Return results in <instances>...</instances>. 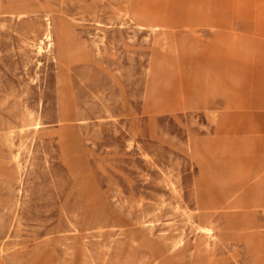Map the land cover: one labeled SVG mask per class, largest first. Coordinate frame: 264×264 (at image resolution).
Returning a JSON list of instances; mask_svg holds the SVG:
<instances>
[{"label":"rangeland","instance_id":"1","mask_svg":"<svg viewBox=\"0 0 264 264\" xmlns=\"http://www.w3.org/2000/svg\"><path fill=\"white\" fill-rule=\"evenodd\" d=\"M198 37L264 57V0H0V264H264V59L190 55V107ZM66 89L86 150L57 145Z\"/></svg>","mask_w":264,"mask_h":264},{"label":"crops","instance_id":"2","mask_svg":"<svg viewBox=\"0 0 264 264\" xmlns=\"http://www.w3.org/2000/svg\"><path fill=\"white\" fill-rule=\"evenodd\" d=\"M144 24V23H141ZM146 25L150 26L152 28V26L150 25V23H146ZM163 25L161 24V27ZM67 31V37L69 35V31L66 29ZM192 41H197L199 43V45L190 47L188 49H184V45L187 43H190ZM211 45H227V46H231L233 47L231 44L218 39L216 40V42H212L209 40H205V39H200V37L198 38H183L180 39L176 42H174V47L175 50L179 53L180 58H179V73L181 76V81H182V87H183V99L185 101V103L190 106V107H197V108H203L201 106H193L192 102H191V89H190V85L187 83L186 81V77H185V73H186V58L190 57V55L194 54V53H204L201 52L200 50H202L203 48H206L208 46ZM80 46L76 47L79 48ZM81 48V47H80ZM246 52H250V53H255L256 55H258L259 57H261L262 59H264L263 56H261L259 53L255 52V51H251V50H246ZM215 55L219 54L220 56H218L220 59H223V72L225 74H227L228 71H230L229 68H231V62H230V67H227V60L231 59L230 57L227 56L228 53L226 52H214ZM205 54L209 55V52H205ZM204 57H212V56H204ZM66 66V63L64 64ZM63 65V67L65 68V66ZM65 74V73H64ZM66 78V77H65ZM62 109L64 110V112H62V114H60L59 117V127L57 130L54 131V133H56L57 135V145L59 146L58 148H60L61 150H86V147L83 143V138H82V133L80 131V123L78 122V117L77 115L72 114L71 108H73L74 106V102L72 99V96L69 92L68 89L65 90V93L63 94L62 97ZM64 107V108H63ZM234 117L233 116H229V115H224L223 119L220 121V131L222 132H227L231 135L233 134V128H234ZM236 123V122H235ZM247 127V125L245 126ZM248 133H245L247 135H250L249 131H245ZM251 136L256 137L253 133ZM53 136L50 135L49 137V141L53 142ZM53 150H56V148H54ZM262 155V159L258 162V167L257 168H262L264 170V153H260L257 158ZM256 158V160H257ZM255 160V162H256ZM254 162V164H255ZM227 175L225 174L224 177H226ZM252 179L249 178L246 186L244 188V193L246 192V190L248 189L249 185H251L253 183V181H251ZM221 183L222 186L226 187L227 186V182L221 178ZM237 195V191L234 193H228V198H232L235 197ZM245 195V194H244ZM245 204V203H244ZM245 205H244V210L247 212L248 215H252L254 216V214L257 212V210L254 208L252 210H246L245 209ZM264 208V205H263Z\"/></svg>","mask_w":264,"mask_h":264},{"label":"bare ground","instance_id":"3","mask_svg":"<svg viewBox=\"0 0 264 264\" xmlns=\"http://www.w3.org/2000/svg\"><path fill=\"white\" fill-rule=\"evenodd\" d=\"M150 25L152 26V28L153 29H155L156 30V28H161V24L160 23H150ZM60 35H61V40H62V46H61V56H62V58L64 59V63L63 64H65L66 62H65V56L67 55V43H66V41H67V31H66V26H61V30H60ZM221 40H223V41H225V42H227V43H229V44H231L233 47H235V48H241V49H244V50H251V51H254V50H252V48L251 49H249L248 47H244V46H242L243 44H242V41L241 40H238V39H235V40H232V39H230V40H228V39H221ZM41 41V40H40ZM43 41V40H42ZM196 45H199V43L197 42V41H192V42H190V43H187V44H185L184 45V49H188V48H190V47H193V46H196ZM42 46V45H41ZM40 47V46H39ZM42 48V47H41ZM43 50V49H42ZM39 52H40V49L38 50ZM256 52V51H255ZM42 52H40V54H41ZM258 53V52H257ZM262 56V55H261ZM39 62V61H38ZM65 66V65H64ZM262 155H260L259 157H261ZM252 181V180H251ZM207 229V228H206ZM85 238V237H84ZM89 242V241H88ZM85 246V245H84ZM86 247V246H85ZM162 248V247H161ZM1 250V249H0ZM6 253V252H5ZM135 255V254H134ZM124 259H125V257H124Z\"/></svg>","mask_w":264,"mask_h":264}]
</instances>
